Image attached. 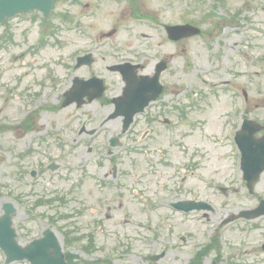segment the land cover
I'll list each match as a JSON object with an SVG mask.
<instances>
[{"label": "rangeland", "instance_id": "374dc122", "mask_svg": "<svg viewBox=\"0 0 264 264\" xmlns=\"http://www.w3.org/2000/svg\"><path fill=\"white\" fill-rule=\"evenodd\" d=\"M140 3V9L142 10L140 13L146 18L143 21L131 17V12L124 0H84L85 7H80L85 14V18L81 19L83 29L92 30L95 28L94 30H110L116 28L117 31L111 33L114 40L130 39L127 38L128 33L134 35L144 33L152 35L155 44L161 42V60L168 61V69L162 76L163 82L165 84L167 83L168 90L161 103L165 104L168 108L183 109L185 107L182 105L188 102L191 106L189 109H192V111L188 110L192 112L193 119L190 124L191 127L189 129L187 128L188 130L184 134L185 137L177 141L176 145L179 146L181 142V146H190V149L185 151L186 159L189 158L191 152L194 153L195 151L194 160L198 162L201 171L205 174L216 176L218 178L216 180L217 183H223V177L231 174L232 166L227 160V155H223V152L226 150L216 148L219 145L213 144L212 140L220 133L219 129L223 123L222 115L228 109L230 110L233 99L237 98L234 97V91L231 87L221 86L225 82L228 85H233L235 82L237 87L239 82L245 84V79L243 81V77L241 76L243 72L245 74L247 72V75L252 77L256 86L264 89V82L260 84L259 77L254 76V72L260 69L254 58L257 52H263L264 37H258L256 33L251 34L255 35V38L258 39L246 45L243 59L237 57L239 55L238 52L240 50L243 51V48L239 46L241 37L236 34V31L244 33L250 28L264 27V9L263 11L261 10V6L263 5L264 7V0H141ZM248 7H250L248 11H251L252 8V12H245ZM64 9L65 3L62 1L55 6L54 17L57 20L60 19H58V16H55V12L59 15L63 13ZM236 11H240V13L234 16ZM60 21L65 27V23L70 26L74 22L73 20ZM185 22H193L200 25L204 30L202 37L177 44L169 42L166 39L163 26L168 24H182ZM13 53V47H9L6 52H0V71L3 66L1 63L2 56L7 57L8 55H13ZM206 68L209 69L206 70ZM13 81L14 78L9 80L3 77L0 80V87L3 82L12 83ZM250 87L252 88V86ZM211 88L218 90L217 94H212L210 91ZM1 91L2 89L0 90V123L13 124L17 116V111L6 109L3 112L1 110ZM205 91L207 92V97L202 99V102L199 100V104L195 106L192 100L197 99V94H204ZM5 106L14 108L15 101L8 102ZM61 114H64V112H61ZM175 123L181 124V121L175 119ZM180 126L185 127L186 125L181 124ZM14 135V131H5L0 134V144L5 146L3 151L0 148V194L5 192L4 186H11L6 190L8 192L14 189L15 168L21 165L28 172L30 167L34 165V160L30 158H25L22 161L23 164H19L16 160V157L20 153H24L26 147L19 144L13 138ZM166 138V132L161 131V141H159V144L162 149H167L168 153L173 154L172 157H175L177 152L173 150L174 147L171 148L167 145ZM156 144L157 142L155 146ZM138 172H143V170L139 169ZM161 173L163 176H167L165 170L161 172L160 168L159 172L155 173L149 179L150 183L147 186L149 192L147 194L152 196L151 202L157 196L164 193L161 192V187H159ZM232 178L235 179L233 175ZM235 182L237 181H232V183ZM171 185L172 183L169 182V187ZM186 187L195 188L191 184H187L182 188L186 189ZM197 189V199L202 198L212 201L215 211L211 215L209 223L198 221L196 218L191 217L184 219L179 215H175V220L169 223V231L173 232L174 237H177L179 233L186 234L185 232L189 231H192L194 234V237L189 239L185 247L180 250L181 253L177 254V258H180L181 261H185L186 257L191 254V247L194 248L200 242H207L205 237L206 235L212 234L217 226V222L224 215L237 210L236 208L238 207V198L236 196H230L228 201L227 199H223L224 196L218 193L209 199V190L207 188L199 184ZM25 191L28 192L29 188H26ZM182 197H187V193H184ZM4 199L11 198L5 195ZM123 199H126L122 200L123 205L127 203L125 208L115 213L111 212L110 214L113 215V218L106 222L107 232L111 229H116L119 234L117 237L112 235L110 239L98 237L97 242L100 240L109 241L107 242L109 248L105 250L106 252H103V255L107 252L117 255L123 249L129 251L128 254L123 255L122 259L117 255L118 259L113 258L114 260L110 264H148L141 262L139 257H141L140 253L161 249V243H155L156 241L161 242V209H158L161 205H158L157 209H154L149 215L145 213L147 217H150L149 220L151 223V229L148 233L149 240L146 242L136 241L135 243L133 239L138 235L137 232L139 234L142 232V229L139 228L138 231V229L130 226L121 230L119 226L114 224L115 221L122 220L125 212L129 211V203L135 201L129 194L124 195ZM223 201H228V205L223 206ZM13 202L15 201L13 200ZM16 214L14 226L17 229L18 241L24 245L31 240L30 238L38 237L39 231L28 217L24 207L17 206ZM139 218L141 217L136 216L134 220H140ZM74 222L78 223V220ZM205 229H209L207 234L204 233ZM53 230L61 240L64 251H69L79 257V260L75 264H87L100 255L94 253L89 254L83 251L81 246L83 244L79 242L82 234L77 235L78 231L76 230V226L72 230L77 237H75L71 245L64 243L62 238L63 231L59 227L55 226ZM164 232H167V230H164ZM223 232L225 233L226 239L237 238V230L235 227H227L220 231V233ZM1 260L0 256V264H4ZM17 264L27 263L21 262Z\"/></svg>", "mask_w": 264, "mask_h": 264}, {"label": "flooded vegetation", "instance_id": "af4514ba", "mask_svg": "<svg viewBox=\"0 0 264 264\" xmlns=\"http://www.w3.org/2000/svg\"><path fill=\"white\" fill-rule=\"evenodd\" d=\"M28 16H34V13L18 15L16 18ZM30 31L28 29L18 31L16 42L19 43L15 45L18 53L14 62L17 77L16 90L21 102L15 129L19 142L28 144L29 154H34L35 178L32 177L29 180L33 185H40L43 182L46 186L41 194L32 198L30 211L39 213V217H43L46 222L55 220L59 225L71 224L69 220L71 217L61 218L60 213L78 214L80 233L93 230V235L96 232L99 234L96 231L100 229L98 225H104L111 220L113 218L111 212L115 213L125 207L118 196L119 192L125 191L122 189L121 180L128 176L123 170L125 166H131L132 162L128 157L121 156L125 152L119 150L141 146L145 143V139H152L151 136L161 140V95L156 102L149 104L142 113L134 117L129 129L124 133L121 131V118L105 122L106 117L113 111L111 99L122 95L125 86L121 76L116 72H109L108 69L129 63L134 66L139 65L135 71L137 76L151 75L152 73L145 72L149 63L144 64L148 58V50L134 44L121 45L119 48L113 45L101 47L85 44L84 32L80 29L69 30L72 35L67 33L64 44L60 46L47 45L37 48L27 44ZM50 36L48 34L46 37ZM53 48H56L59 53L58 61H55L50 51ZM85 54L91 56L92 64L89 67L75 68L77 59ZM53 68H60V70H53ZM102 73L105 74L104 77L118 79V83L112 85L106 82L99 76ZM92 76L101 77L106 85L102 97L93 102L98 106L89 109V113L85 114L82 107L73 104L63 109L71 110L56 116V123L48 122L45 126H41V122L46 117L49 121L54 119V112L59 110L55 111L49 106L54 102L59 105L75 79L87 80ZM111 85L112 88H110ZM251 96L254 97L253 100L264 99L261 94ZM40 100L52 103H45L44 109L38 114V107L43 106L42 103L39 104ZM258 106V103H254L240 113L239 126L246 120H251L258 122L262 128L251 135L252 146L249 149L247 147L242 149L241 154H238L239 160L241 155L243 159L253 154L264 156V150L260 152L255 148L256 142L264 138V108L257 110ZM243 108H246L245 105ZM166 126L168 127L169 124ZM146 131L149 132L147 135H145ZM112 138H118L121 146L111 148L109 142ZM41 163L44 164L40 165ZM253 170L255 168H252L250 173ZM246 173V169L240 170L239 186L233 190V193L239 197L241 210L246 209L244 205L246 198L253 200L249 208H254L260 200L264 199V171L254 184L252 193L248 191ZM31 175L30 172L29 176ZM24 197L22 194L17 196L19 205ZM249 223H254L248 226H254L248 230L253 240L251 242L258 244L250 250L249 256L256 258L260 254L264 241V216L252 222L240 220L243 229ZM240 234L242 238V235H246L247 232L241 230ZM111 235L109 231L105 236ZM244 241L243 238V243ZM241 246L244 247L242 244ZM246 249H244V255H248ZM262 254L264 255L263 251Z\"/></svg>", "mask_w": 264, "mask_h": 264}, {"label": "water", "instance_id": "95a60500", "mask_svg": "<svg viewBox=\"0 0 264 264\" xmlns=\"http://www.w3.org/2000/svg\"><path fill=\"white\" fill-rule=\"evenodd\" d=\"M1 4V2H0ZM51 4V0H32V5L39 8H49ZM2 18V11L0 9V19ZM169 35L173 38H181L186 37L192 34H196L199 31L192 29L189 26H175V27H169L168 28ZM5 221V223H4ZM9 216L5 218V220L0 219V245H15V241L13 239L10 241L11 236L13 235V231L11 230ZM34 248V246H29L26 249L23 250V252H26L27 254H30L31 250ZM10 253L15 254L18 253L17 251L11 250ZM49 255L51 257L55 256L58 259H61V255L58 252H55L54 250L48 251ZM58 261V260H55Z\"/></svg>", "mask_w": 264, "mask_h": 264}]
</instances>
